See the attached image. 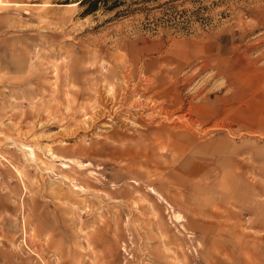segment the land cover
I'll return each instance as SVG.
<instances>
[{"label": "rangeland", "instance_id": "rangeland-1", "mask_svg": "<svg viewBox=\"0 0 264 264\" xmlns=\"http://www.w3.org/2000/svg\"><path fill=\"white\" fill-rule=\"evenodd\" d=\"M81 1L0 0V264H264V0Z\"/></svg>", "mask_w": 264, "mask_h": 264}, {"label": "bare ground", "instance_id": "bare-ground-1", "mask_svg": "<svg viewBox=\"0 0 264 264\" xmlns=\"http://www.w3.org/2000/svg\"><path fill=\"white\" fill-rule=\"evenodd\" d=\"M122 79H123V80H122ZM121 80H122L121 82H122V85H123V91H122V92H124V94L126 95V97H128L129 94H130V95L132 94V96H133V94L135 95V94L139 93V90H140V89H143V90H144V89L146 88L145 85L143 86V84H141V85L143 86V87H142L138 82H136V83H132V76L130 75V72H129V71H126V70H124V73H123V75H122ZM119 82H120V81H119ZM144 84H146V86H149L151 83H150L149 80L147 79V80L145 81ZM122 85H121V86H122ZM121 88H122V87H121ZM97 90H98V89H97ZM120 92H121V91H120ZM120 92H119V93H120ZM103 93H104V92H103ZM125 95H124V96H125ZM130 95H129V96H130ZM132 96H131V97H132ZM126 97H123V98L125 99ZM134 97H135V96H134ZM123 98H122V99H123ZM137 98H138V97H137ZM127 99H129V98H127ZM127 99H126V100H127ZM132 99H133V97H132ZM135 99H136V98H135ZM104 100H106V99H104ZM117 100H118V99H117ZM129 100H131V98H130ZM129 100H128V101H129ZM106 101H107V100H106ZM128 101H127V102H128ZM102 102H104V101H102ZM121 102H122V101H121ZM121 102H120V103H121ZM133 102H135V104L138 105L137 108H138V107H140V108H144V107H146V106L148 105V104L144 103L145 101H144V102H141V101H138V102H137L136 100H134ZM133 102L130 101V103H133ZM130 103H129V104H130ZM154 103H155V102H154ZM135 104H134V105H135ZM151 104H152V103H151ZM117 105H119V104H117ZM124 105H125V104H124ZM126 105H127V104H126ZM126 105H125V106H126ZM136 105H135V106H136ZM121 106H123V105H121ZM128 106H129V105H128ZM132 106H133V105H132ZM118 107H119V106H118ZM118 107H117V108H118ZM123 107H124V106H123ZM149 107H150V106H149ZM149 107H148V108H149ZM110 108H111V107H110ZM117 108H115V109H117ZM119 108H120V107H119ZM128 108H129V107H128ZM134 108H135V107H134ZM151 108H153L152 105H151L150 109H151ZM104 109H106V107H105ZM110 110H111V109H110ZM112 110H113V109H112ZM134 110H136V109H134ZM144 110H145V109H144ZM152 110H153V109H152ZM103 112H104V111H103ZM120 112H122V111H120ZM100 113H101V112H100ZM122 113H123V112H122ZM124 113H125V112H124ZM126 113H127V112H126ZM224 113H225V112H224ZM113 114H114V111H113ZM113 114H112V115H113ZM139 114H140V113H139ZM143 116H144V115H143ZM153 116H154V115H153ZM167 116H168V115H167ZM111 117H112V116H111ZM116 118H117V116H116ZM149 118H150V117H149ZM168 118H169V117H168ZM119 119H120V118H119ZM116 120H117V119H116ZM152 120H153V119H152ZM150 121H151V120H150ZM120 122H121V121H120ZM152 122H153V121H152ZM166 134H167V133H166ZM169 136H170V135H169ZM170 139H171V138H170ZM161 141H162V140H161ZM169 143H170V142H169ZM151 144H152V143H151ZM161 145H162V144H161ZM30 152H31V151H30ZM158 195H159V194H158Z\"/></svg>", "mask_w": 264, "mask_h": 264}, {"label": "trees", "instance_id": "trees-1", "mask_svg": "<svg viewBox=\"0 0 264 264\" xmlns=\"http://www.w3.org/2000/svg\"><path fill=\"white\" fill-rule=\"evenodd\" d=\"M84 1L85 0H82L81 2H84ZM100 1H102V2L104 1V4H105V0H94L95 6H93V7L91 6L90 9L94 10L96 8L98 2H100ZM121 2H122V0H112V1H110V4L108 5V8L109 9L117 8L118 6H120L122 4Z\"/></svg>", "mask_w": 264, "mask_h": 264}]
</instances>
